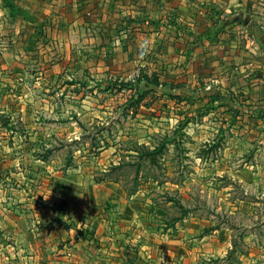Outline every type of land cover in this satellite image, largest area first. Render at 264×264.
<instances>
[{
    "label": "rangeland",
    "instance_id": "1",
    "mask_svg": "<svg viewBox=\"0 0 264 264\" xmlns=\"http://www.w3.org/2000/svg\"><path fill=\"white\" fill-rule=\"evenodd\" d=\"M133 1L142 11L144 0ZM193 2L212 5L207 17L153 3L149 30L139 29L142 12L104 7L79 30L69 14L46 52L22 64L20 109L0 111V123L17 121L0 130L21 145L34 137L38 204L60 196L50 187L91 183L113 190L144 249H169L160 237L184 231L191 249H227L199 264H264V78L255 80L264 68L224 60V28L244 14ZM198 21L210 29L194 32ZM189 32L195 38L182 40Z\"/></svg>",
    "mask_w": 264,
    "mask_h": 264
},
{
    "label": "crops",
    "instance_id": "2",
    "mask_svg": "<svg viewBox=\"0 0 264 264\" xmlns=\"http://www.w3.org/2000/svg\"><path fill=\"white\" fill-rule=\"evenodd\" d=\"M184 1L144 0L142 11H135L133 0H0V111L12 114L20 109V87L15 79L24 74L22 64L46 52L43 47L52 45L51 35L54 38L67 27L69 14L75 15L70 26L77 30L85 27L86 15L101 13L104 7H115L123 17L146 13L148 19L139 24L144 30L153 26L149 21L153 3L158 9L167 7L170 13L198 15V20L201 15L207 17L203 10L209 4L200 7L192 6L193 0ZM220 4L224 14L245 16L224 28V40L231 43L224 45L225 62L240 60L242 66L251 68L258 60L260 65L255 66L264 68V0H220ZM191 25L196 33L211 27L199 21ZM182 37L193 39L195 35L189 32ZM259 72L255 80L263 81L264 69ZM256 87L258 93H264V84ZM224 92L231 89L224 88ZM16 121L12 117L0 125L11 126ZM20 136L0 130V264H199L201 258L223 255L227 250L196 249L194 244L191 249L196 239L184 236V231L160 237V244L169 249H144L148 241L143 230L126 223L124 213L110 198L113 190L95 189L91 183L85 188L70 184L64 189L50 187V198L60 196L49 205L38 204L35 140L29 136L21 145ZM65 178L70 180L72 175ZM127 202L132 206V200Z\"/></svg>",
    "mask_w": 264,
    "mask_h": 264
},
{
    "label": "trees",
    "instance_id": "3",
    "mask_svg": "<svg viewBox=\"0 0 264 264\" xmlns=\"http://www.w3.org/2000/svg\"><path fill=\"white\" fill-rule=\"evenodd\" d=\"M162 146H163V145L156 147V148H155V151H153L152 154H156V153L161 152V151H162ZM232 252H234V251H232Z\"/></svg>",
    "mask_w": 264,
    "mask_h": 264
}]
</instances>
